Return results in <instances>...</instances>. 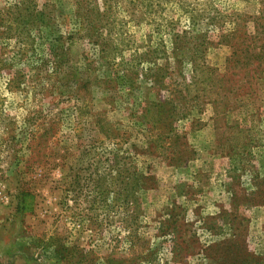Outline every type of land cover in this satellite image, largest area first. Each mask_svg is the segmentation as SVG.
I'll return each instance as SVG.
<instances>
[{
	"label": "rangeland",
	"instance_id": "rangeland-1",
	"mask_svg": "<svg viewBox=\"0 0 264 264\" xmlns=\"http://www.w3.org/2000/svg\"><path fill=\"white\" fill-rule=\"evenodd\" d=\"M264 0H0V264H264Z\"/></svg>",
	"mask_w": 264,
	"mask_h": 264
},
{
	"label": "trees",
	"instance_id": "trees-1",
	"mask_svg": "<svg viewBox=\"0 0 264 264\" xmlns=\"http://www.w3.org/2000/svg\"><path fill=\"white\" fill-rule=\"evenodd\" d=\"M262 44H264V39H263V42H261V45L260 46H262Z\"/></svg>",
	"mask_w": 264,
	"mask_h": 264
}]
</instances>
